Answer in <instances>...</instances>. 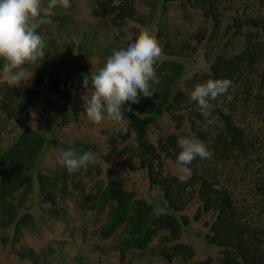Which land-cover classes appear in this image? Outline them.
<instances>
[{
  "label": "trees",
  "instance_id": "1",
  "mask_svg": "<svg viewBox=\"0 0 264 264\" xmlns=\"http://www.w3.org/2000/svg\"><path fill=\"white\" fill-rule=\"evenodd\" d=\"M80 1L88 5L93 26L67 30L72 15L55 7L50 23L37 29L45 57L26 66L31 86L0 80V243L28 264H67L64 242L35 250L22 240L62 221L63 235L72 233L66 217L71 208L92 222V252L112 255L117 264H264V0ZM76 2L70 0L72 12ZM172 12L182 26L173 24ZM56 27L67 30L61 40L51 30ZM145 31L163 49L159 84L151 97L141 93L131 103L123 121L127 133L110 136L119 138L117 155L137 161L155 196L129 188L121 174L101 176L95 161L72 174L58 163L62 150L97 151L84 139L66 144L57 138L85 113L83 78L94 70L87 61L102 55L99 70L113 50L127 48ZM101 32L109 35L103 54L97 50ZM198 54L205 67L187 76ZM224 78L232 81V99L213 101L206 120L191 92L208 79ZM165 114L178 131H159L152 141L148 130ZM31 119L38 124H25ZM180 136L200 139L213 151L211 159L193 162L185 182L164 170L165 160L177 159ZM54 152L48 166L45 156ZM188 234L206 251L204 260L193 261ZM69 260L86 264L81 255Z\"/></svg>",
  "mask_w": 264,
  "mask_h": 264
},
{
  "label": "clouds",
  "instance_id": "2",
  "mask_svg": "<svg viewBox=\"0 0 264 264\" xmlns=\"http://www.w3.org/2000/svg\"><path fill=\"white\" fill-rule=\"evenodd\" d=\"M57 6L68 9L71 3L48 0L45 6L44 0H0V60L3 61L0 71L9 87L28 83L31 77L26 74V66L44 60L46 45L37 29L50 23L48 17ZM162 55V46L147 31L140 33L127 48L113 50L103 67L96 70L94 66L91 74L83 78L87 92L82 99L87 118L97 126L105 121L123 122L125 113L132 111L131 103H138L141 93L151 97L156 92L154 85L159 84L156 65ZM231 87L230 79H208L194 87L190 99L197 103L207 120L215 108L213 101L222 96L232 99L228 95ZM115 132L127 133V127L116 128ZM177 144L181 150L175 165L179 180L185 182L192 175L193 162L198 158L211 159L213 151L204 141L191 136H180ZM94 160L92 152L77 154L74 149L62 150L58 156V163L70 174L87 168Z\"/></svg>",
  "mask_w": 264,
  "mask_h": 264
},
{
  "label": "rangeland",
  "instance_id": "3",
  "mask_svg": "<svg viewBox=\"0 0 264 264\" xmlns=\"http://www.w3.org/2000/svg\"><path fill=\"white\" fill-rule=\"evenodd\" d=\"M77 6L76 9L72 12L71 9H62L58 10L60 12H67L71 14L72 17L68 21L66 28L70 31L80 32L83 28L88 27L89 25L93 26L94 21L89 15V8L85 1L76 2ZM55 10L52 9V13ZM73 13V14H72ZM170 17H172V22L176 26H182V21L177 16L175 12H172ZM196 25V21L194 23ZM53 31V35L56 36L59 40L63 38V36L67 35V30L65 27L63 28H51ZM109 41V35L107 33L101 32L98 35V44L102 46V50L100 48L97 49L102 54L104 53L103 47L105 42ZM100 60H102V55L94 54L91 56L90 60L87 61L88 66H95ZM189 72L187 76L191 75L195 69L205 67V63L202 60L201 56L198 54L195 56V61L189 62ZM28 77H31L28 83L24 86L29 88L31 86V82L33 79V74L30 72L26 73ZM0 80H3V73L0 75ZM24 84V82H22ZM43 93L51 96L47 89L41 90ZM85 108V107H84ZM78 122H73L69 126L65 127L62 132H57V138L60 142L71 144L74 139H84L87 142H90L97 147V151L94 155L95 162L99 165L101 169V176L103 177H111L117 174H121V176L127 181V185L129 188L136 189L140 195H150L155 196L156 192L152 190H148V182L143 176V171L139 167L137 161L133 158H129L127 156H119L116 154V148L119 145V138L118 136L113 139L116 128L121 126H125L126 123L124 122H113V121H105L102 125H95L93 124L88 118L86 112L79 116L77 119ZM25 124L27 125H37L38 122L35 119H31L26 121ZM10 128V127H9ZM178 131L174 129V122L170 119L169 115H164L161 121L157 124L156 128L152 127L148 130L149 137L152 141H154L157 137V133L159 131ZM64 133V134H63ZM57 158V153H50L48 156H45V163L50 166V160ZM136 161V162H135ZM165 173L177 174L178 170L176 168L175 163L169 160H165ZM148 191V193H146ZM69 213L67 214V220H69L72 228V233L67 231L65 235H63L64 230L66 229V224L62 222H55L52 223L49 228H41L37 235H31L29 233H25L23 237V244L27 247H31L35 250L39 249L40 247L46 244H52L53 247L59 246V243L64 242L61 244V248L64 251V254L68 255L67 264L73 263V261L69 260L74 256L81 255L86 264H117L116 258L112 255L108 256H98L94 252H92L95 246V240L88 234L90 229L92 228V222L87 217H80L77 215L73 209L69 208ZM89 227V229H87ZM69 233V234H68ZM187 241H189L193 248L195 255L193 256L194 262L202 261L206 258V251L202 247L199 241L192 235L188 234L186 237ZM0 263L1 264H28L26 259H19L16 255H14L9 246H5L4 244L0 243ZM139 264V263H137ZM185 264H190V261H185Z\"/></svg>",
  "mask_w": 264,
  "mask_h": 264
}]
</instances>
